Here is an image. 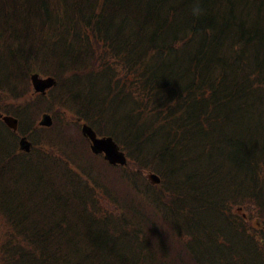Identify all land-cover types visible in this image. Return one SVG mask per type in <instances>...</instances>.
<instances>
[{"label": "trees", "instance_id": "obj_1", "mask_svg": "<svg viewBox=\"0 0 264 264\" xmlns=\"http://www.w3.org/2000/svg\"><path fill=\"white\" fill-rule=\"evenodd\" d=\"M197 6L202 14L193 13ZM33 72L55 78L46 96L76 110L77 124L112 137L127 164L93 155L80 127L29 123L31 110L44 106L30 91ZM105 81L135 103L134 115L113 126ZM0 93L15 101L0 98V113L19 118L17 134L37 132L23 153L2 124L13 141L0 143V183L12 195L0 197V217L15 234L0 247V264H148L147 248L159 264H213L204 242L222 220L246 240L251 264H264V0H0ZM188 146L195 175L175 177ZM145 171L160 184L151 186ZM31 180L47 185L29 200L18 187ZM71 182L84 196L79 209L69 206ZM9 197L14 202L4 205ZM35 203H44L42 215ZM31 218L38 231L27 230L24 253ZM127 235L145 244L136 255L127 240L116 246ZM192 235L196 248L178 244ZM222 258L247 264L237 253Z\"/></svg>", "mask_w": 264, "mask_h": 264}, {"label": "rangeland", "instance_id": "obj_2", "mask_svg": "<svg viewBox=\"0 0 264 264\" xmlns=\"http://www.w3.org/2000/svg\"><path fill=\"white\" fill-rule=\"evenodd\" d=\"M176 72L182 73L183 68L177 69ZM39 74H41V73H39ZM29 85H30V83H29ZM54 90L55 89H53V91ZM115 90L120 91L121 94L120 95L113 94V92ZM30 91H31V89H30ZM53 91L48 92V93L51 94V93H53ZM103 91H105V93L107 95H109V98L113 99L115 102L113 112L107 113L106 118H105L106 121L109 123V125L113 126L114 124L123 123V122L127 121L129 117H132V115H134L133 110H134L135 103L124 90L115 89L111 83L105 81V84L103 86ZM13 92H17V88H15L13 90ZM32 95H36V94H32ZM36 96H38V95H36ZM0 98L2 100H4L7 104H11V105L15 104V101L11 100L12 97L10 95H7V94L4 95V94L0 93ZM34 100L37 101V103H39V104L40 103L43 104L44 106L40 107V106L34 105L35 106L34 110H31V113L29 115H27V117H26L28 119L29 123H32V125L36 126L38 121L40 120L41 114L47 113L51 116L52 121H54V120L62 121L63 124L71 125V126L77 128L79 130V124L74 122V118L78 117L76 115L77 114L76 110H71V109L66 108V107L62 108L60 105H58L56 103L53 104V101L51 100L50 95L44 96V97L41 96L40 99H34ZM1 106L7 107L5 103H2ZM16 106H22V107L18 108V110L20 112L25 111V108L23 105H14L13 107H16ZM12 116H14V115H12ZM14 117H16L19 120V118L17 116H14ZM2 124L3 123H0V143H3L5 146H8L10 144V142L13 141V137L5 130L6 127L4 126L5 127L4 128L2 126ZM98 130H100L102 133L106 132L102 128L101 125L98 126ZM35 131L36 130L32 131L31 133H27L26 137L28 140L33 142V140H34L33 136L35 134L37 135V132H35ZM101 136H107V135H101ZM101 136H99V137H101ZM16 139H17V136H16ZM155 141L162 143V138L156 137ZM41 142L39 143V141H37V139H36L37 149H41ZM73 143H75V142H73ZM149 144H150V142H147V145H149ZM193 152H194V150L188 146L187 150H185V155L187 156V159H186L187 161H185V166L179 167V170L176 172L175 177L176 176H189L190 177V175H192L194 173V167L196 164V160L192 157ZM129 161H130V159H129ZM169 166H170V163H169V160L167 159L159 167L164 169V170H167ZM115 170L119 171L117 167ZM145 172H147V171H145ZM194 175H192V177H194ZM145 176H146V173H143L144 178H145ZM7 180H9V176L7 177ZM197 181L198 180L195 177L194 179H192L190 181L189 185L194 186L197 183ZM46 185H47L46 181L31 180L25 186L18 187V188H24V189H27L28 191H30L31 192L29 195L30 199L29 198H27V199L31 200L32 198H34V196L36 197V194H37L36 192H40L39 189H44L46 187ZM4 188H5V181L0 183V191H1L0 197H7L10 194L12 195V193L10 191V187L5 188V189ZM58 190H59V188H55V191H58ZM69 197L72 199V202L69 204V206H72L76 209H79L81 204H83V202H84V196H83V194H81V192L79 190L78 183H76V182L70 183V185H69ZM37 201L38 202H44V200H42V198L38 199ZM65 201H66V199L62 200V201H60V203H58L59 208H61V204L64 203ZM184 201L187 202V199L184 198L183 202ZM13 202H14V199H12L10 197L4 199V205H7V206L12 205ZM43 205H44V203L43 204L42 203L41 204L35 203L34 206L36 208L34 210L37 211L41 207L40 213L42 215L44 210H45ZM10 207H12V206H10ZM234 210L236 211V207H234ZM240 213L247 214L246 220L251 219L252 224H254V225L258 224V223L260 224V221H256L255 216L253 218H250L248 216L249 213H247L246 211H241ZM10 225L11 224L8 223L6 221V219L0 217V247H3L8 242V235H9L8 227ZM36 225L37 224L35 222V219H32V218L29 219L28 223H25L23 225L24 226L23 231L25 232V234L23 235V237L21 239L24 240L28 244V246L26 248L21 247V249L24 253L29 248V240L27 237L28 236L27 230L32 231V233L34 231H38ZM176 230H180V229L177 227ZM215 230L216 229L213 228L210 230V232L213 234L215 232ZM16 232H18V231L16 230ZM217 233H219V234H217ZM12 234H15L14 227L12 228L9 237ZM216 234L213 235V236H215L213 240L207 239L204 242V245L207 248L206 254L209 255V259L213 262V264H222V260H223L222 257L226 254H229V253H237V254L243 255L246 263L251 264V262L249 261V258L246 256V243H247L246 240H244V238L241 235H239V236L234 235L231 232L230 225L225 220H222V224L219 228V231H217ZM216 236H221L223 239L227 240L228 245L219 246L217 244V242L215 241ZM123 240H127L130 242V243H128V247H131L133 255H136V253L141 248L145 247L144 243H139L134 239V237L127 235L125 237L118 238V240L116 242V246L118 248H120L122 246ZM178 244L185 246L186 248H196L197 247V242L194 240V235H192V237H190V239L187 242H184V243L179 242ZM47 246H48V242L45 243L44 249H46ZM167 247L168 246L166 245V249H168ZM60 250L62 251L63 254L66 252V249H64V248H60ZM147 251H148V256H147L146 260H147L148 264H159L160 263V257L159 256L157 257L154 254V251L150 250V248H147ZM133 255L129 258V260L134 259ZM220 256H221V258H220ZM1 260H2V254L0 256V262H1ZM75 262H76V258H75ZM57 264H60V262Z\"/></svg>", "mask_w": 264, "mask_h": 264}, {"label": "water", "instance_id": "obj_3", "mask_svg": "<svg viewBox=\"0 0 264 264\" xmlns=\"http://www.w3.org/2000/svg\"><path fill=\"white\" fill-rule=\"evenodd\" d=\"M30 83L33 93H39L44 95L45 91L55 86V80L51 77L42 78L38 74H32L30 76ZM0 119L6 127L11 131L16 132L18 127L17 119L12 116L0 114ZM52 123L51 117L48 114H43L39 121L40 126L49 127ZM82 135L89 141V149L94 155H102L103 159L110 165L123 166L126 164V156L119 146L113 140V138L98 137L93 129L87 125H82ZM19 150L25 153L30 151L31 144L25 137H21L18 142ZM148 180L152 184H158L160 179L157 175L149 173L147 175Z\"/></svg>", "mask_w": 264, "mask_h": 264}, {"label": "clouds", "instance_id": "obj_4", "mask_svg": "<svg viewBox=\"0 0 264 264\" xmlns=\"http://www.w3.org/2000/svg\"><path fill=\"white\" fill-rule=\"evenodd\" d=\"M202 12H203V9H201L199 6L193 9V13L196 15L202 14Z\"/></svg>", "mask_w": 264, "mask_h": 264}]
</instances>
